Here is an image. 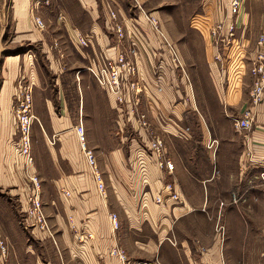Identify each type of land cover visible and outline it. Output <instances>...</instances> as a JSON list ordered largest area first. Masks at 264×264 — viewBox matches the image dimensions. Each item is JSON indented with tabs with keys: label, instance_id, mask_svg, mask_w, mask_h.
Here are the masks:
<instances>
[{
	"label": "crops",
	"instance_id": "1",
	"mask_svg": "<svg viewBox=\"0 0 264 264\" xmlns=\"http://www.w3.org/2000/svg\"><path fill=\"white\" fill-rule=\"evenodd\" d=\"M14 1L13 31L8 32L13 36L11 45L25 42L30 52L24 54V47L15 46L2 51L11 52L4 54L3 62L15 85L19 84L3 90L9 95L0 113V186L11 196L9 206L0 204V214L10 215L0 225V264H264V223L257 234L253 229L241 239L233 232L236 212H264V187L258 180L264 159V91L259 104L251 99V69L258 55L264 57V44L259 45L264 38V0H240L237 16L230 14L232 0H198L201 13L189 27L201 38L211 39L207 45L204 42L208 56L203 52L195 77L180 83L168 77L161 92L153 87L150 96L141 94L132 105L116 104L87 72L90 66L114 62L123 52L124 42L106 31L108 6L113 2L118 8L119 3L73 0L71 8L70 0H59L63 4ZM41 3L48 8L40 9ZM114 12L125 21L131 16L122 5L119 15ZM52 16L58 23L50 30L46 23L55 22ZM35 17L43 21L44 30L35 27ZM217 25L213 38L211 31ZM79 36L91 37L90 45L79 47ZM24 79V86L30 85L31 113L37 119L31 128V165L17 154L19 138L7 116L12 95ZM129 113L146 116L148 137L159 136L173 159L172 174L148 166L152 196L166 184L179 195L178 202L149 205L145 215L135 187L140 182L135 153L146 148L147 134L141 132V139H136L123 129L126 116L132 119ZM245 113L251 117V127L239 131L235 122ZM79 124L86 147L96 157L105 197L99 196L81 152ZM175 133L183 138H175ZM209 141H216L214 151L206 149ZM39 143L50 165L38 161ZM34 191L52 237L28 218ZM235 191L244 198L240 207L229 204ZM221 202H225L226 240L221 242L207 223L209 243L203 234L205 215L221 212ZM110 214L117 217L116 229ZM113 250L124 253V263L110 256Z\"/></svg>",
	"mask_w": 264,
	"mask_h": 264
},
{
	"label": "rangeland",
	"instance_id": "2",
	"mask_svg": "<svg viewBox=\"0 0 264 264\" xmlns=\"http://www.w3.org/2000/svg\"><path fill=\"white\" fill-rule=\"evenodd\" d=\"M34 1L41 0H33L32 2ZM114 1L116 4L119 3V7L117 8V6L113 2L112 5L108 6V15L110 21L108 22V24H106V31H108V33H115L117 35V40L119 43L124 42V48H122L123 52H120L119 54H124L126 59L133 62V64L137 68V79L140 84V88L142 89V92L144 95H146V97L151 95L150 91L153 87H156V89L161 92L160 86L164 85L168 77L169 80L173 79L176 80L178 83H180L181 81L188 82V80H190L191 75L195 77L198 65L202 64L203 62V52L206 57L208 56V52L206 53V50L204 48V42L207 45V41L211 39L210 37H206V39L201 38V36H198L196 31L189 27L190 25L195 24V22L191 21V19L195 18L197 15L199 16V14L201 13V6L199 5L198 0H139L142 9L151 17L156 18L159 21L161 29L168 33V35L166 34L168 36V39L173 43V45L177 48L179 52L180 63L182 68L174 67L172 65V62L169 60L170 58H168L169 56L166 54L165 49L161 44V40L155 36L154 32L146 22V19L141 15L139 9L137 7L135 8L133 0ZM57 3L63 4L62 1L60 2L59 0H57ZM50 4L52 5V2ZM121 5L123 11L126 13L127 16L131 13L130 17H126V21L124 20L123 15L118 12V10H120ZM14 6V0H0V113H4V102L7 96L9 95V92L4 95L3 90L7 89V91H10L12 89V84L14 88L19 84L18 82L17 85H15L16 79L12 80L11 74L8 71L7 66L3 62L4 56L6 54H11V52L2 51H4L5 48L7 49L8 47L15 46L20 47V49L24 47L25 50H27L24 54H28L30 52V50H28L30 47L27 46L25 42H18L16 43V45H11V42L13 41V36L8 32L9 30L10 32L13 31L11 15ZM41 7L48 8V5L46 6V4L41 3L40 9ZM51 7L52 6H50L49 9ZM70 7L74 8L73 0H70ZM113 9L114 11L118 12V15L120 14L118 18ZM219 10L222 11L220 6ZM49 12L52 13V10H49ZM111 12L114 13L115 19L110 16ZM213 15L214 12L212 13V16ZM52 18L55 19V22L51 19V22H49L48 24L46 23V26H51L52 29L50 30H53L56 27L55 23H58L57 17L52 16ZM60 22L62 23L61 20ZM116 27H120L121 30L118 31ZM183 33L186 35L185 37L181 36L184 35ZM34 47L37 48L38 46ZM90 76L92 77L91 74ZM26 80L27 79L21 80L23 83V85L21 86L22 88H20L18 92H14L15 94L12 95V103L9 104V109L7 112V116L10 115V124L12 123L11 125L16 129V132L17 128L15 126L14 118L15 114L18 111L20 103L25 100L24 88L28 86L27 84L26 86H24ZM131 120L132 119H129V116H126L125 125L123 129L125 131L127 130V132L130 134H135L136 139L137 136L141 139L142 131L138 130L135 126H133V122ZM174 135H176V137L173 136L175 138H183L181 133H175ZM143 143L146 144L147 141H143ZM210 144L211 141H209V143L206 145V149H208L209 151H214L215 146H213L214 148H209ZM1 151L2 148L0 147V154ZM31 153H34V149L33 151H31ZM37 157L40 164L50 165L47 152L45 149L42 148V143H39L37 145ZM167 158L173 160L170 155L167 156ZM133 167L135 169V166H130L132 175L135 174V172L133 173L134 170L132 171ZM206 175H208L207 172ZM252 182H255L254 178H252ZM147 183L148 184L145 185L141 184L140 182H135V187H137L140 191L138 197V204L141 210V214L143 215H145V212L148 213L149 205L159 206L155 203L154 196H152L151 194L149 185L150 175L148 176ZM107 191L108 194L113 195V193L111 192V187H107ZM147 192L148 194L144 197ZM233 193L238 196L239 191L230 193L229 204L232 206L240 207L239 205L242 203L244 198L240 199V203L232 204L231 195ZM10 200L11 196L8 194V190L0 186L1 206H9ZM221 203H223V206L219 204L221 212L209 213L205 215L206 223L204 225L203 234L204 232H206V241H208L209 243L211 241V236L208 232L207 223H211L213 225L214 234L219 236L221 242L224 243V241L226 240V221L224 220L226 212H223L224 210H222L225 208V202ZM240 211L241 212H236L235 216L233 217L235 222L233 232L235 236H237L236 238L241 239L244 235L248 236L251 232L254 233L255 231L257 234V232L260 231L259 227L264 223V212L262 210L259 211V213H244L242 210ZM6 216L10 215L0 214V225L5 221ZM199 222H201L200 219H198V223ZM241 222L245 225H242ZM250 222L253 223L252 225L255 226H249ZM243 227H245V230L243 229ZM253 229H255V231ZM0 250L2 251L3 249L0 248Z\"/></svg>",
	"mask_w": 264,
	"mask_h": 264
},
{
	"label": "built area",
	"instance_id": "3",
	"mask_svg": "<svg viewBox=\"0 0 264 264\" xmlns=\"http://www.w3.org/2000/svg\"><path fill=\"white\" fill-rule=\"evenodd\" d=\"M135 8L137 7L141 15L146 19V22L154 32L155 36L161 40V44L165 49L167 55L170 58L174 67H180V56L177 48L168 39L165 31H163L159 25V21L148 15L143 9L139 0H133ZM240 0H232L230 3V14L237 16L240 11ZM110 16L115 19L114 13H110ZM34 25L38 30H44L45 25L39 18H34ZM118 31L120 27H116ZM233 30V26L230 28ZM219 31V25L215 26L211 31V36L216 38ZM91 37L79 36L77 38V44L79 47L85 48L90 45ZM264 44V38L261 37L259 45ZM264 57L262 55L257 56V62L251 69V73L254 77V83L251 91V99L253 104H259L262 99L264 91ZM87 71L92 75L96 84L111 96L115 103L118 105H132L143 94L140 84L137 79V68L133 62L126 59L124 54H119L114 62L101 63L99 65H93L87 68ZM25 100L22 101L18 107V111L15 114V126L19 135V146L17 148V154L24 159L26 164L31 165L33 158L31 156V128L37 119L31 113L32 99L30 85L25 87ZM132 120L136 123L137 129L147 134L146 148L139 150L135 153L137 160V172L139 175V181L141 184L147 185L148 180V166L154 164L160 171L172 174L174 171V165L170 159L167 158V152L164 141L159 136L148 137L150 132V125L147 122L146 116L143 113H129ZM251 117L249 113H245L243 119H238L235 122V127L239 131H248L251 127ZM76 134L79 140L80 149L84 156V159L90 169L93 181L96 185V190L100 197L106 196V188L102 179V175L98 170L96 157L94 153L86 147L84 129L82 124H79L76 128ZM216 146V141H212L209 148ZM214 148V147H213ZM261 171L258 174V180L264 187V159L261 162ZM33 183L35 181L33 180ZM36 184V183H35ZM34 196L30 198V209L28 211V218L36 224L40 230L46 232L50 237V233L47 219L42 211L41 204L38 199L36 191ZM240 197L235 193L231 195V203H240ZM156 204L161 205L167 201L178 202L179 195L170 184H166L162 187L161 191L156 197H154ZM223 206V203H220ZM109 221L114 229L118 227V220L115 214L109 215ZM0 248L3 249V242L0 240ZM110 256L117 258L121 263H124L126 258L123 252L113 250Z\"/></svg>",
	"mask_w": 264,
	"mask_h": 264
}]
</instances>
